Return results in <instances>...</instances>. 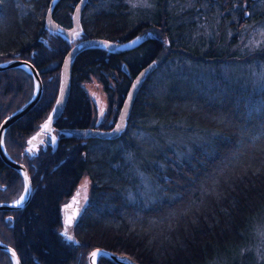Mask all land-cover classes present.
<instances>
[{"label": "trees", "instance_id": "1", "mask_svg": "<svg viewBox=\"0 0 264 264\" xmlns=\"http://www.w3.org/2000/svg\"><path fill=\"white\" fill-rule=\"evenodd\" d=\"M79 1L57 0L53 19L69 28ZM22 3L21 15L18 10L14 15L17 30L2 44L0 60H30L42 75L43 97L5 133L7 154L27 165L34 192L22 210L13 211V220L0 214V238L14 244L23 264H81L94 247L127 254L139 264H161L158 244L166 239L174 242L163 246L177 244L181 257L164 255V264H264L257 261L259 254L264 256L262 245L255 255L237 251L264 217V174L254 171L264 169V35H259L264 32V0L87 1L79 38L130 40L157 28L166 39L147 37L120 54L104 47L83 49L73 60L70 95L55 120V139L33 145L29 140L46 122L60 86L63 56L73 42L44 27L50 0ZM229 20L235 31L224 43L221 27ZM247 22L250 35L243 41L239 35ZM155 59L159 64L139 89L121 135L114 140L69 135L68 127L93 126L84 80L95 75L108 105L117 111L130 76ZM123 62L127 73L121 71ZM31 77L22 68L0 70V122L31 97ZM191 132L204 133V139L182 155ZM216 160L230 162L232 172L225 175L235 182L223 185L214 178L220 184L212 197L202 185L210 183L208 174L215 172L210 165ZM3 161L0 157V187L9 186L12 193L5 197L0 189V201L24 190L18 171ZM84 173L90 177V199L74 227L80 242L69 243L57 231L59 202ZM189 201L196 203L193 211L186 209ZM6 256L0 251V264ZM98 264L119 263L102 255Z\"/></svg>", "mask_w": 264, "mask_h": 264}, {"label": "water", "instance_id": "2", "mask_svg": "<svg viewBox=\"0 0 264 264\" xmlns=\"http://www.w3.org/2000/svg\"><path fill=\"white\" fill-rule=\"evenodd\" d=\"M51 3L49 5L48 8V14H46L45 17V27L48 30H51L53 32H60L61 34L64 35V37H66L67 39H74V34L75 33H79L80 30L82 29L81 26V11H83V7L86 4L85 3H81V0L78 2L77 6L74 8V12L72 14V22H71V26L69 28H64V26L62 25H58L57 22H54L52 16H51V6L52 4L54 5V3L57 2V0H50ZM77 9H79V20L77 21L76 17H77ZM136 39H133L132 41H134ZM132 41H125L122 43H117V41H108L106 39H96V38H91V39H83L81 40L80 43H77L76 45L74 44L72 47H70L69 51L67 52V54H65L63 60H62V65H61V76H60V86H59V91H58V97H56V100L54 102V107L50 113L49 116L52 117L51 123L49 125L48 129H44L42 132H38L33 136L35 137V139L32 138L31 143H36V142H40L43 140L48 141L49 143L51 142L52 137H50V135L48 134V132L53 129L52 125L53 122L56 120V118L60 117L64 106H66V101H67V97L70 95L69 94V90H70V80H71V70H72V64H73V58L74 56L78 55L81 53V51L84 48H90L91 46H96V47H106V49L110 50V51H115L118 53H121L125 50H129L132 49L134 46L138 45L140 43V39L139 41H137V43L133 44ZM156 66L155 62H152L150 64H147L145 66V68L142 69V71H139L135 74L133 82L130 85V88L128 90L129 93H127L126 98H125V103L122 104L121 109L119 110V114L116 117V121H115V125H113V127L111 128H107L106 130H101L100 128H90L87 127L85 129H79V128H74V129H69L66 128V131L69 133L70 136H75V135H79L80 137H85V136H90V137H96L99 136L101 137V139H106V138H111L114 139L116 138L118 135H120V132L125 128V125H127L126 123V119L128 117V115L131 113V107L132 104H134V99L136 96V93L138 92V89L142 86L143 82H145V78L147 77V75L149 74V72L153 71L154 68ZM24 68L25 70H27L33 77V92L31 94V98H29L27 101H25L21 107L19 109H15L13 112H11L10 115H8L6 118L4 117L3 120H1L0 123V157L2 159V161L4 160V162L11 168H15L16 170L19 171V174L21 175L22 179L24 180V188L27 186L30 191L27 194L25 200L20 204L17 205L15 202H9V201H5V202H0V211H5V210H16L18 208L22 209L26 206L27 202H29V200L31 199V195H32V185H31V180L29 177V173L27 170V167L25 164L23 163H19L18 160H15L14 158L12 159L11 157H9V155L7 154L6 150L4 149L3 146V134L5 132V130H8L7 128L12 125L13 122L21 119L23 114H27L35 104L38 103V101L40 100V98H42L41 93H42V89H43V83L41 80V75H39V73L37 72V70L35 69V65H33L32 62L30 61H25L24 59H13L10 58L7 61H0V70H6L9 68ZM123 71H127V68L125 66V64L122 66ZM143 74V75H142ZM133 85H135V87H133ZM131 94V99H129V96ZM57 101H59V103H57ZM55 110V112H54ZM27 177V180L25 179ZM66 212H71L73 215L76 213V211H78L77 207H68V209H66ZM0 248L2 251H4L6 254H10V257L12 258L13 264H17V261H19L20 264V260L18 258V254L15 253V251L12 249V247L10 246V244H5L2 243L0 240ZM96 250H100V252L102 253L103 256H106V258L109 259H113L116 260L117 263L119 264H138L136 261H134V259H130L129 257H127L126 254L123 255H117V253H111L108 252L107 250L101 248H93L92 251L90 252V254ZM13 253H15V256H13ZM89 254L88 257V264H93V258L91 257V255ZM99 255L95 258V264H97V262L99 261L98 259L102 256Z\"/></svg>", "mask_w": 264, "mask_h": 264}, {"label": "rangeland", "instance_id": "3", "mask_svg": "<svg viewBox=\"0 0 264 264\" xmlns=\"http://www.w3.org/2000/svg\"><path fill=\"white\" fill-rule=\"evenodd\" d=\"M0 2H1V4H3L2 8H1V12H0V48H2V46L3 47L5 46V45H2V44L5 42L6 37L9 34H11V33L13 34L14 31L17 30V28H16L17 24L16 23H17L18 19L16 20V17L14 15H16L15 13H16L17 10H18L19 15H21V11L24 8L22 6V4H23L22 2H25V0H0ZM252 13H253V10H252ZM260 21H261L260 27H262V30L264 31V20L260 19ZM250 24H251L250 22H247L244 25L243 28L241 27V31H240L241 35H239V39H242L243 41L248 39V36L250 35V33H247V29H248ZM205 25H206V23H205ZM234 25L235 24L232 23L231 20H229V21H226V23H224V25L221 27V28L224 29V33L226 34L224 43L227 42V40L229 39V37L231 35L232 36L234 35L233 34V31H235V26ZM204 29L205 30H203V32H206L207 27L205 26ZM10 30H12L13 32L10 31ZM147 31L150 32L151 34H153V33L159 34V31H158L157 28H153V29H149V30L147 29L144 32L146 33ZM201 32H202V30H201ZM145 33H143V34H145ZM218 35H219L218 37L222 36L220 34V32H218ZM252 35H254V34H252ZM259 35L261 36V33ZM164 40L162 42H164ZM224 43H220L219 45L224 47L225 46ZM238 44L240 45L241 50L243 51V48H242L243 45L240 44V43H238ZM253 66H254V64H253ZM224 67H225L226 70L230 69L228 66L227 67L224 66ZM238 67H239V65H238ZM252 75H255V74L253 73ZM252 75L249 76V77H252ZM82 86H84V88L86 89V92L89 94L88 96L91 99L92 104L94 105L93 106V112H92L94 114V116H93V124H95V123H99V124L103 123L106 126V125H109V123L113 122V119L115 118L116 114H118L119 107H118V109L116 111V109H114L113 106H110V105L107 106L108 103H107L106 93L103 91V87H102L101 83L98 82L96 77L93 75L90 80H88V81L84 80ZM156 95H158V92H156V94L154 96L156 97ZM179 101H181V99L175 100L174 104H178ZM52 105H53V101L51 103V106ZM51 108H53V106ZM51 108H49V111L46 113V115L49 114ZM195 111H194V113L198 112V111H196V112ZM23 115H25V114H23ZM192 133L193 132H191L189 138L187 137L185 139L186 145H184L185 146L184 150H181L182 155H187L190 152L189 149H190V146L192 147V143L193 142L200 141V139H204V137H202L204 133H201L198 136L197 135L195 136ZM257 134L259 135L260 133H257ZM51 135H53V134H51ZM203 141H205V140H203ZM188 147H189V149H187ZM254 153H255V150H254ZM263 153H264V150H263ZM251 159H253L255 162L259 161V163L262 160V158L258 157V156H254ZM32 162H34V161H32ZM217 162H218L217 160L213 161L211 163V165H210L212 168H214V171H215L213 173V176H211V174H208V176L212 177V179L210 177L209 178L207 177L208 179H207L206 183H209V182L210 183L208 185H206V186L204 185V183L202 185V190H204L205 192L206 191L209 192V195H211L212 197H214V196L217 197V193H218L217 192L218 191L217 184L219 183L216 180V179H218L217 177L220 178V181L223 183V185L224 184L230 185V183H232L231 185H233L234 182H235V181H231L232 180L231 177L225 175V173L227 171L228 172L226 174H228V175H229V173L232 172L230 169H233V166L230 165V162H228V160H222V162H219V163H217ZM27 163H28V161H27ZM220 164H223V165H220ZM245 165H246V167H248V163L245 164ZM229 167H230V169H229ZM254 171H255L256 174L257 173H260V175L264 174V169H258L257 168V170H254ZM223 175H225V177L221 178ZM81 178L82 179H80L78 184H77L76 190L74 191V193H72L74 195H71V197L67 198L68 200L64 201V203L62 205L63 208L64 207H68V205H71L72 207H75V206L77 207V205H73V204L76 203V200L78 198L80 199L79 202L83 206L88 201V199H89L88 198L89 189H90V185H89V178L90 177H88V174L87 175L84 174V176L81 177ZM214 178H216V179H214ZM208 186H209V188H208ZM200 188H201V186L197 189V193L200 192ZM1 192L6 197L8 192L12 193V190L9 188V186H7V187L4 188V190H1ZM18 198L15 199V201H17ZM10 200H13V199H10ZM190 201H191V199H190ZM190 201L189 202H185L186 209L188 211H193V208H195V204L196 203L193 202L194 204L192 203L193 205L191 206ZM70 219H71V215L65 213L64 214L63 229H62L63 232L62 233H64L65 230H67L68 234L71 235L73 237V239H74L73 226L69 225ZM166 221H168L167 218H166ZM258 221H259L258 225H259L260 228L255 230V231H253L254 233L251 234L250 239L247 241V244L245 245V247L243 249L242 248L241 249H237L239 254H240V251L243 254H244V251H246V253H247L246 256H248V254H250L249 252L252 251V253L255 255V254H258L257 249H258V247L260 245H262L263 248H264V239H263L264 238V217H263V219L261 217H259ZM6 228H9V227L6 226ZM186 229L187 228H184V233H186ZM181 233L183 234L182 231H181ZM63 237L65 238L64 235H63ZM157 237H159L158 238L159 241H162L164 236L158 235ZM166 240L169 242V245H172V243L174 242L171 239L170 240L166 239ZM176 240L177 239H175V241ZM167 241H165V242H167ZM164 243H162V244H158L157 243L160 246V248H158L159 252H161V253L163 252V254H160L159 256H156L157 259H159L158 260L159 263H161V264L165 263L164 255L169 257L170 259H177V258L181 257L179 249L175 248V247H177V244L174 243V245L172 247V246H169L168 244L166 246H163ZM238 253L236 255H238ZM85 256H87V253H86ZM257 257H258L257 261H260L259 259H263L264 260V256L261 255V254H259ZM81 261L84 262L83 261V257L81 258ZM82 262H81V264H83ZM75 263H77V261L73 260V262L71 264H75Z\"/></svg>", "mask_w": 264, "mask_h": 264}, {"label": "snow or ice", "instance_id": "4", "mask_svg": "<svg viewBox=\"0 0 264 264\" xmlns=\"http://www.w3.org/2000/svg\"><path fill=\"white\" fill-rule=\"evenodd\" d=\"M146 2V0H145ZM81 3H85V0H81ZM79 9H77V21L79 20ZM76 35H79V33H75ZM261 35H264V32L261 33ZM140 37H137L136 40L132 41L133 44L137 43V41H139ZM143 75V74H142ZM133 87H135V85H133ZM129 99H131V94L129 96ZM57 103H59V101H57ZM55 112V110H54ZM102 114V113H101ZM52 117L50 116L48 118V120L45 122V124L42 126L44 129H48L49 125L51 123ZM33 139H35V137H33ZM52 139L54 140L55 137H52ZM43 142V141H42ZM29 143H31V141H29ZM27 180V177L25 178ZM30 189L26 186L23 190V194L18 198V200L15 202L17 205H20L26 198L27 194L29 193ZM63 235L65 236V238L68 241H73V237L71 235L68 234L67 230H65V232L63 233ZM91 257L93 258V264H95V258L99 255H102V253L100 252V250H96L94 252H92ZM13 256H15V253H13ZM17 264H19V261H17Z\"/></svg>", "mask_w": 264, "mask_h": 264}, {"label": "bare ground", "instance_id": "5", "mask_svg": "<svg viewBox=\"0 0 264 264\" xmlns=\"http://www.w3.org/2000/svg\"><path fill=\"white\" fill-rule=\"evenodd\" d=\"M69 214V213H68ZM70 215V214H69ZM89 262V261H88Z\"/></svg>", "mask_w": 264, "mask_h": 264}, {"label": "flooded vegetation", "instance_id": "6", "mask_svg": "<svg viewBox=\"0 0 264 264\" xmlns=\"http://www.w3.org/2000/svg\"><path fill=\"white\" fill-rule=\"evenodd\" d=\"M60 214V213H59ZM59 217H60V215H59Z\"/></svg>", "mask_w": 264, "mask_h": 264}]
</instances>
